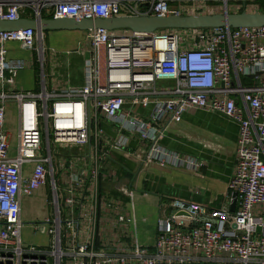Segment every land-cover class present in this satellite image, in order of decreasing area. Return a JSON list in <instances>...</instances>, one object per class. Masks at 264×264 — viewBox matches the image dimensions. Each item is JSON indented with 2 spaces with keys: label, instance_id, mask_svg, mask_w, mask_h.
<instances>
[{
  "label": "built area",
  "instance_id": "built-area-1",
  "mask_svg": "<svg viewBox=\"0 0 264 264\" xmlns=\"http://www.w3.org/2000/svg\"><path fill=\"white\" fill-rule=\"evenodd\" d=\"M207 1L0 0V21L202 15ZM232 5L226 0L214 7L228 12ZM81 33L82 40L64 56L82 59V84L55 92L45 84L43 35L31 29L0 32V264H264V27ZM7 43L28 53L25 60L9 58ZM34 52L39 90L21 92L16 77L34 63ZM243 78L254 84H243ZM161 82L171 83L170 89H158ZM9 102L15 105L13 139L4 128ZM196 110L238 125L228 183L229 194H237L235 211L230 212L231 195L219 210L174 201V214L158 219L150 243L141 244L134 225L137 186L117 179L113 189L129 202L134 237L128 254L96 249L99 171L108 155L101 147L123 150L136 136L146 146L141 170L166 162L197 167L160 144L169 127ZM100 119L113 126L114 140L105 136ZM58 149L93 156L87 181L71 175V183L59 184L52 159ZM43 187L51 214L23 222L22 201ZM84 210L87 217L81 216ZM84 220L89 226L79 241ZM117 221L128 220L121 214Z\"/></svg>",
  "mask_w": 264,
  "mask_h": 264
},
{
  "label": "crops",
  "instance_id": "crops-1",
  "mask_svg": "<svg viewBox=\"0 0 264 264\" xmlns=\"http://www.w3.org/2000/svg\"><path fill=\"white\" fill-rule=\"evenodd\" d=\"M244 6V5H243ZM245 7V6H244ZM253 10H245L247 13L264 12L257 7ZM242 8L232 5L229 13H239ZM222 12L219 8L209 6L203 14H216ZM81 31H48L43 33V41H48V49H53L58 54L64 65L57 67L53 60L49 59V66L55 67L61 80L49 81L45 84L48 91L61 92L64 86H80L82 77V59L64 56L67 51H73L80 38ZM77 41V42H76ZM14 43H7V49ZM13 59L25 60V56H12ZM76 61V66L72 61ZM80 63V64H79ZM25 70L20 71L16 77L17 88L21 92L35 91L36 71L29 68L27 63ZM57 79V77H55ZM60 82V83H59ZM243 84H254L250 78H243ZM171 83L161 82L158 89H170ZM64 85V86H63ZM57 86V88H54ZM137 114L145 115V111L139 110ZM15 105L9 102L5 105V130L14 138L15 132ZM105 136L114 140L116 133L112 125L104 119L99 121ZM238 139V125L227 120L219 114L196 110L182 116L179 126L169 127L166 135L160 140L163 148L176 153L181 159H191L198 163L197 167L172 166L153 163L141 170L138 161L145 156L146 146L136 136H131L123 150H108L103 145L101 149L108 152L107 158L100 164L98 190L100 199L97 204L93 239L95 247L106 254H128L129 246L134 237L133 225L127 198L118 195L113 189V181L126 179L131 187L136 184L138 195L134 200V212L136 217L135 229L138 241L148 244L155 234L156 222L174 214L172 203L181 201L187 204H197L208 210H219L228 203V183L235 167V147ZM75 149H65L72 151ZM58 151V150H57ZM82 150L80 156H63L70 160L61 162L68 169L63 170L61 186L71 183V175H76L83 180H88L87 168L93 156L85 155ZM85 155V156H84ZM87 156V157H86ZM90 157V158H89ZM58 160V157H57ZM71 165V168L69 166ZM60 178V176H59ZM60 182V180H58ZM49 190L43 187L33 197L26 198L21 203V219L23 222H37L51 214L48 201ZM232 196V195H231ZM88 208V207H87ZM87 217V210L81 212V216ZM79 213V212H78ZM124 215L127 223L117 221L119 215ZM89 224L83 221L80 224L82 231L78 237L84 241Z\"/></svg>",
  "mask_w": 264,
  "mask_h": 264
},
{
  "label": "water",
  "instance_id": "water-1",
  "mask_svg": "<svg viewBox=\"0 0 264 264\" xmlns=\"http://www.w3.org/2000/svg\"><path fill=\"white\" fill-rule=\"evenodd\" d=\"M264 27V12L247 13H222L209 15L187 16H152L134 18H109V19H26L17 21H0V32H15L31 29L37 35L48 31H87L103 29L107 31H130L133 33L150 34L161 30H198V29H237V28ZM230 212L236 208L237 194H232ZM183 214V213H180ZM234 228V225L232 226Z\"/></svg>",
  "mask_w": 264,
  "mask_h": 264
},
{
  "label": "rangeland",
  "instance_id": "rangeland-1",
  "mask_svg": "<svg viewBox=\"0 0 264 264\" xmlns=\"http://www.w3.org/2000/svg\"><path fill=\"white\" fill-rule=\"evenodd\" d=\"M245 1H246V3L244 4L245 7L242 4L243 3L242 0H227V4L229 6L231 4H235V5L239 6V4H240V7L242 8V10H244V9L245 10H253L252 8H250V7L253 6V7H256V9L258 7L260 11L261 10L264 11V8H263L264 5L263 4H260L259 1L258 2H254V0H245ZM205 3L208 6L223 7V6H225L226 1H224V0H209V1L205 2ZM174 31H178V30H174ZM114 32L119 33V32H124V31H118L117 30V31H114ZM82 38L83 37H81L79 41H81ZM43 44L46 47L45 61H44V64H43V69H44V72L45 73H43V74L46 75V82L49 85V81L55 83V80H58V79L61 80V78H62V77H60L57 74L56 69H55L54 66L53 67H50L49 66V59L52 58L51 61L53 60V63H55V65H57V67L63 66L64 63H63V60H61L60 58L56 61V56L53 57V55L48 52V50H47L48 49L47 46L49 45L48 44V41H43ZM8 49H9V55H8L9 58H11L12 56L19 57V55H21V54H22V56H25V58H26L27 55H28V53L19 50V45L17 43H14ZM32 58H34L33 59L34 60V63L29 64V68H32L33 70H35V71L38 72L39 71V66L35 62V60H37V55H36L35 52L33 53ZM75 64H76V61L73 60L72 61V65L73 66H76ZM55 77H57V79ZM64 87H67V84ZM54 88H57V86H55ZM34 90L35 91H38L39 90V85H38V81L37 80H35ZM15 134H16V130L14 132V136H15ZM64 150L65 149H58V151L52 152V159H53V162H54L53 167H54L55 172H56L55 178L58 179V180H60L59 184H63L64 183L61 180V179H63V178H61V174L63 173V170L68 169V167H65L64 165L63 166L62 165L60 166V163L61 162H66V161L70 160V159L65 158L63 156H72L74 158H77V157L80 156V153H82V150L79 151L77 149L72 150V151H64ZM57 157H58V160H57ZM59 176H60V178H59ZM26 239H28V235L26 236Z\"/></svg>",
  "mask_w": 264,
  "mask_h": 264
},
{
  "label": "trees",
  "instance_id": "trees-1",
  "mask_svg": "<svg viewBox=\"0 0 264 264\" xmlns=\"http://www.w3.org/2000/svg\"><path fill=\"white\" fill-rule=\"evenodd\" d=\"M260 4H264L263 1H259Z\"/></svg>",
  "mask_w": 264,
  "mask_h": 264
},
{
  "label": "bare ground",
  "instance_id": "bare-ground-1",
  "mask_svg": "<svg viewBox=\"0 0 264 264\" xmlns=\"http://www.w3.org/2000/svg\"><path fill=\"white\" fill-rule=\"evenodd\" d=\"M224 1H226V0H224Z\"/></svg>",
  "mask_w": 264,
  "mask_h": 264
}]
</instances>
